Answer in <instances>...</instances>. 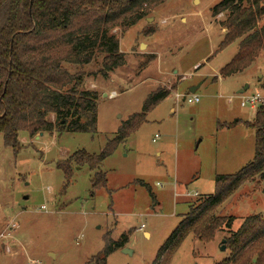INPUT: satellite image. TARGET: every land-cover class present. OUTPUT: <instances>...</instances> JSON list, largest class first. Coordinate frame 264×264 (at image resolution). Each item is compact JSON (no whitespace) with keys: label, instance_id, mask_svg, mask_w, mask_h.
Listing matches in <instances>:
<instances>
[{"label":"rangeland","instance_id":"rangeland-1","mask_svg":"<svg viewBox=\"0 0 264 264\" xmlns=\"http://www.w3.org/2000/svg\"><path fill=\"white\" fill-rule=\"evenodd\" d=\"M220 1L166 0L126 30L116 27L125 64L111 72H102L99 53L86 64L65 63L84 74L81 89L97 93L96 132L21 131L19 154L0 132V264H86L103 250L105 235L118 240L123 233L132 253L120 248L107 264H153L183 215L215 192L216 175L234 174L254 158L255 128L219 125L255 118L256 109L242 102L264 95V50L245 71L220 76L238 51V41L218 51L225 16L212 9ZM159 87L169 95L101 164L106 187L93 188L95 171L74 164L64 190L57 163L82 149L102 152ZM192 87L195 103L187 101ZM218 213L235 217L233 230L249 215H264V178L244 184ZM228 235L222 230L203 242L191 234L170 264H217L230 254L222 242Z\"/></svg>","mask_w":264,"mask_h":264},{"label":"trees","instance_id":"trees-1","mask_svg":"<svg viewBox=\"0 0 264 264\" xmlns=\"http://www.w3.org/2000/svg\"><path fill=\"white\" fill-rule=\"evenodd\" d=\"M165 1L0 0V132L5 145L19 154L21 131L31 136L53 131L96 132L97 93L81 89L84 74L71 72L65 63L86 64L99 53L104 55L103 73L124 65L125 55L113 29L126 30ZM212 12L225 16L220 24L226 33L218 51L238 41L237 53L220 69V76L245 71L264 50V0H221ZM260 81L264 88V79ZM169 93L170 89L164 87L150 93L141 112L130 115L99 154L82 149L59 161L57 166L66 179L63 189L71 181L74 164H87L95 171L93 188L106 187V174L100 169L103 161ZM51 114L55 121H51ZM240 123L256 129L254 158L234 174L216 175L215 192L183 215L153 264H170L191 234L210 242L219 231L228 229L230 235L225 242L230 254L217 264H264V215H249L233 230L235 217L218 213L244 184L264 178V104L257 108L252 122L236 119L219 126L231 128ZM137 182L148 186L142 180ZM104 241L103 250L86 264H107L112 253L127 245L129 235L123 233L118 240L105 235Z\"/></svg>","mask_w":264,"mask_h":264},{"label":"built area","instance_id":"built-area-1","mask_svg":"<svg viewBox=\"0 0 264 264\" xmlns=\"http://www.w3.org/2000/svg\"><path fill=\"white\" fill-rule=\"evenodd\" d=\"M177 96H179V94H177ZM187 101L189 103H195V102H198L200 101V98L198 97L197 94L193 93V94H188L187 96ZM247 103H250V105L257 110V108L264 104V95H262L261 93L257 92L255 94H252L251 96L247 97V100L246 101H243L242 102V105H246ZM197 194V193H196ZM44 207V206H43ZM144 225H142L143 227ZM141 227V229H142Z\"/></svg>","mask_w":264,"mask_h":264},{"label":"water","instance_id":"water-1","mask_svg":"<svg viewBox=\"0 0 264 264\" xmlns=\"http://www.w3.org/2000/svg\"><path fill=\"white\" fill-rule=\"evenodd\" d=\"M248 87H249V85L247 84V85L245 86L244 89L240 90V92H243V91L246 90ZM195 89H196L195 87H192L191 90H190V92L194 93V92H195ZM222 242H225V239H223ZM225 248H226V247H225V244H223V245H222V249L225 250ZM123 252H124V253H130V254L132 253V251H131L129 248H124V249H123Z\"/></svg>","mask_w":264,"mask_h":264},{"label":"crops","instance_id":"crops-1","mask_svg":"<svg viewBox=\"0 0 264 264\" xmlns=\"http://www.w3.org/2000/svg\"><path fill=\"white\" fill-rule=\"evenodd\" d=\"M221 22V21H220ZM222 31H223V38H224V35H225V33H226V28H224V27H222ZM223 78V77H222ZM196 88V87H195ZM197 90V88L195 89V91ZM254 120V119H253ZM220 214V213H219ZM144 233L146 234V235H150V232H148V231H144Z\"/></svg>","mask_w":264,"mask_h":264}]
</instances>
